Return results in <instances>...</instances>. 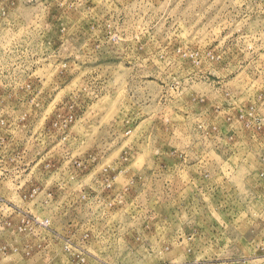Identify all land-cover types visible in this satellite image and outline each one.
<instances>
[{
	"label": "rangeland",
	"instance_id": "1",
	"mask_svg": "<svg viewBox=\"0 0 264 264\" xmlns=\"http://www.w3.org/2000/svg\"><path fill=\"white\" fill-rule=\"evenodd\" d=\"M0 264H264V0H0Z\"/></svg>",
	"mask_w": 264,
	"mask_h": 264
},
{
	"label": "crops",
	"instance_id": "2",
	"mask_svg": "<svg viewBox=\"0 0 264 264\" xmlns=\"http://www.w3.org/2000/svg\"><path fill=\"white\" fill-rule=\"evenodd\" d=\"M254 200H255V198H254Z\"/></svg>",
	"mask_w": 264,
	"mask_h": 264
}]
</instances>
